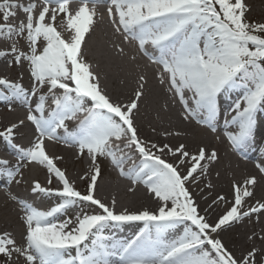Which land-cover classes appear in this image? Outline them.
I'll use <instances>...</instances> for the list:
<instances>
[{"label":"snow or ice","instance_id":"snow-or-ice-1","mask_svg":"<svg viewBox=\"0 0 264 264\" xmlns=\"http://www.w3.org/2000/svg\"><path fill=\"white\" fill-rule=\"evenodd\" d=\"M71 3L0 0V40L7 44L0 50V58H10L9 67L27 62L32 81L26 88L21 82L0 77V101H8L9 110L12 102L27 109L25 119L0 132L18 157L15 166L0 159V177L9 184L19 183L16 177L21 168L36 164L46 168L49 185L52 177L62 185L52 188L33 182V194L58 200L47 210L11 196L23 213L24 232L21 242L8 231L0 233V264H264V248L252 247L238 259L214 235L226 225L253 215L259 219L264 213V200L245 207L247 198L254 196L257 178L234 182L231 202L223 195L213 200V204L225 202L230 207L210 224L200 215L186 184L207 174V162L218 159L216 150L200 147L192 154L184 144L172 148L141 139L134 112L145 95L146 78L139 77L129 102L113 101L100 87L82 50L96 23L95 5L107 3L114 31L125 43L135 41L138 50L160 66L159 82L167 84V91L178 99L185 121L193 119L215 133L220 98L237 93L224 123L233 129L225 132L227 140L240 152L255 139L256 115L264 108V21L247 19L250 6L245 0H79L75 9ZM18 11L25 18L9 23ZM25 120L37 133L27 148L13 143L14 130ZM67 121H78L76 128L70 131ZM61 129L63 138L58 135ZM62 139L77 147L78 155L90 157L94 167L86 193L76 190L57 166L62 157L50 156L45 149L46 140ZM125 149L140 157L127 173L123 164L131 157ZM165 150L172 156L179 154V164H190L186 174L178 170L179 164L162 158ZM98 157L109 158L133 184L143 183L158 201L157 209L118 213L114 200L109 207L97 199ZM256 167L264 174V164ZM83 203L99 211L59 221L61 215ZM131 222H143L144 228L127 241L113 243L109 239L106 230L112 225ZM172 229L176 230L174 238H166L165 233ZM257 238L264 242V236Z\"/></svg>","mask_w":264,"mask_h":264},{"label":"bare ground","instance_id":"bare-ground-1","mask_svg":"<svg viewBox=\"0 0 264 264\" xmlns=\"http://www.w3.org/2000/svg\"><path fill=\"white\" fill-rule=\"evenodd\" d=\"M258 1L259 0H250V5H253L254 7L253 12H255L256 10L255 5ZM35 2L38 3L37 0H35ZM15 18L16 21H18L20 18H22V15L17 14ZM116 35H119V33H116ZM90 43L92 44L91 50L93 49V52L91 51V53L85 56V61L91 65L93 71L95 68L94 61H99L101 66L98 71L109 77L111 87L112 85L118 86L120 82H122L123 86L119 89V91L115 92L118 100L112 99L113 101H119L121 103L129 102V100L133 97L134 90L137 88L135 87V85H138L140 76L138 75V72L135 73L132 71L133 65L129 63V61H124L123 58L121 59V55H132V53L136 52L133 49L132 44L130 42L129 44L122 42L120 48H123L124 51L120 52L119 49H116V51H109L107 49L108 43L104 41V39H102L99 35H96L93 39H91ZM6 47L7 46L0 45V50L5 49ZM140 65L143 66L145 70L150 72V76L154 78L153 75L154 72L157 73L156 70L149 66L144 67L145 65L143 62H141ZM22 74L24 76V74L26 73L23 72ZM0 77L5 76L0 74ZM151 77L149 81L146 80L145 86L149 84L154 92L159 91L158 93H160V90L162 89H160L158 85L153 84L154 79ZM157 77L159 78V76ZM21 83H23L26 88L31 87L26 82ZM236 95H232L231 98L226 100L225 102L224 99L226 98L224 97V95L221 97L220 100L223 101L220 102V115L216 121L217 129H220L219 125H222L224 123L226 111L230 108L233 100L236 98ZM144 100H146L145 95L139 102V110L134 112V124L141 139L150 143H157L160 146L168 144L172 148H175L180 144H184L186 146V150L192 154L198 152L200 147H204L209 152L212 149L216 150L218 159L215 162H207V174L204 176H199V179L195 183L190 180L186 184V187L191 193L196 205H198V211L200 215L205 216L210 224H215L219 217L223 215L230 207V203L219 202L213 204V200H215L218 196L223 195L226 201L231 202L233 197L232 184L234 182H239L242 184L245 178L255 176L258 182L253 188L254 196L251 198H247L245 207L254 205L258 200H264V174H261L256 167L257 163L264 164V110L261 114L260 119H258L257 121V131L255 134L258 139L253 150L254 153H256L255 155L257 156H253L250 161L242 162L232 153V150L230 148L231 145L227 140V137L225 136L226 131L233 130L231 127L224 129L223 135L220 136L214 134V132H212L210 129L207 130L205 128L206 126L195 123L194 120L189 119L185 121L182 117V106L179 104L177 98H175L172 110L168 114H164L161 116L159 115L160 117H158L152 112L143 113L144 109L142 110V108L144 105ZM34 103L35 98H33V104ZM18 116L20 115H12L8 119H4L7 126L3 123V128H0V132L4 131L7 127L10 126L8 125L9 122L11 124L18 123V121L21 120V118L18 119ZM71 122L72 121H67L66 123L68 124V127L70 126L69 130L72 131L75 129V125H71ZM28 123L29 122L25 120L24 125H21L14 130L15 135L13 142L24 148L30 147L29 142L32 141L33 143L37 135L34 126L30 125L31 123H29L28 125ZM27 125L29 127H27ZM30 126H32L33 129ZM24 128L26 130H31L26 132L23 130ZM61 131L62 130H59L58 135L63 138L64 135L62 134H64V132ZM176 132H179L181 134L177 136L175 135ZM166 133H172V135H166ZM217 137H219V139H217ZM61 141H63V139ZM3 148L4 149L0 150V159H6L9 162L13 160L15 161V158H13L12 155H16L17 153L12 151L13 149L7 141L6 145H4ZM45 149L49 155L51 154L50 156L62 157V159L57 160L56 163L58 164V166L63 167L62 169L65 171H69L74 167V164H77V161L82 160L81 156L75 155V150L59 148L57 146H54L53 143H51L49 140L45 141ZM124 151L128 153L129 149H125ZM258 154L260 155L258 156ZM10 156L13 160L9 159ZM130 157V159L125 160L123 165L126 172H128V170L131 169L133 165L138 163L140 160L137 153L131 152ZM162 158L166 159L170 163H173L174 165H178L180 160L179 154H177L176 156H172L170 154H167V150H165V154L162 156ZM78 165L80 168L81 166H83L81 165V163H78ZM188 167H190V164L188 162L179 164L178 170L181 171L182 174H186ZM86 171L89 175L91 170L89 167H86ZM107 172V175H103L97 182L98 186H96V193H94L97 199H99V197H97L96 194L98 195L100 194V192H105L111 187V185H109V183L107 184L105 181V179L107 178L118 180V182L120 183L119 188L122 190H126V187H128V184H130L128 183L129 177L122 178V176L116 174L117 171ZM87 174L83 171H73V175H70V179L74 180L75 178H78L84 181L88 177ZM195 175L199 174L197 173ZM39 177L40 170L36 166H33L31 176L25 180V183H23L21 186L22 190L18 191V193H15V196L20 199L29 201V203L33 204L39 209L47 210L51 206V201L49 200L50 198L54 203H57L58 200L54 197H45L43 195H40V197L37 198L35 197L37 194H33L31 192L32 182L33 180L39 181V179H37ZM82 177L85 178L82 179ZM53 178L54 177H52L51 179L53 180ZM22 180L23 179L20 178L21 182ZM0 185L2 186V184ZM208 185H211V187H209ZM46 187L58 188L53 184H47ZM8 199V194H5L0 187V233L8 231L16 238L18 242H21V236L24 231L11 230L13 223L10 221L14 219L8 218L7 221H4L5 215H3V209L8 206ZM100 200L101 202L109 205V207L112 206L113 200L111 198L107 200L101 198ZM121 202L125 204L121 209L116 208L117 205L115 202V211L118 213L125 209H127L129 212H138L144 209L155 211L158 207V201L154 198V195L148 191L147 187H145L144 189H133L132 194L127 195L126 198H122ZM87 208H89L87 212H89L90 214L99 211V209L94 205H89ZM69 215H71V217L75 216V214L72 215V212H70ZM4 222L10 227H8ZM115 227L118 232L117 236H127L128 238L132 237L129 235L132 232L131 230H133L135 232V235H137L140 230L144 228V224L143 222H131L122 225H115ZM175 232L176 230L172 229L169 231V233H165V237L168 239L174 238ZM214 235L216 236V238H219L222 241L228 251H230L236 258L239 259L242 254H246L249 250H251L252 247L264 248V242L257 238L258 236H264V213L259 215V219H257L256 215H253L251 218H244L239 222H233L230 225H226L222 228V230L218 231V234Z\"/></svg>","mask_w":264,"mask_h":264},{"label":"rangeland","instance_id":"rangeland-1","mask_svg":"<svg viewBox=\"0 0 264 264\" xmlns=\"http://www.w3.org/2000/svg\"><path fill=\"white\" fill-rule=\"evenodd\" d=\"M21 2L23 3H28V2H32V0H21ZM245 2L250 6V11L247 12V19L251 22V21H264V0H259L257 2V4L255 5V12H253V5H250V0H245ZM97 15H96V23L94 28L91 30L90 35H86V39H85V43L82 45V50H83V54H84V59L85 56L88 55L89 53H91V51L93 52V49L91 50L92 44L90 43V40L93 39L96 35L101 36L102 39H104V41H106L108 43V47L107 49L109 51H116V49H120L122 42L125 43L123 41L122 35L119 37V35H116V32L113 31V27L111 25V23L108 20V17L106 16L107 13L104 11V13L102 14V12L98 13V11H96ZM18 14L22 15V18H20L18 21L24 19V14L22 12L18 11ZM16 21V18L13 19V22L16 23L18 22ZM58 30H61L58 28ZM118 34V33H117ZM65 37L67 38V34H65ZM129 44V42L127 43ZM0 45L2 46H7L6 42L0 40ZM21 47H24L23 41H21L20 44ZM133 49L136 51L134 53L131 54H126V55H121V59L123 58L124 61H129V63H131L133 66V72L137 73L138 75L141 76L143 75L146 80H150V72H148L147 70H145L143 68V66L140 65L141 62L144 63V67L149 66L151 68H153L154 70H156L157 73L154 72V82L153 84H156L160 87V93H158L159 91L154 92V90L151 88V86L146 85L144 92H145V98L146 100H144V105H143V113L147 112L150 113L152 112L154 115L160 117L161 115L164 114H168L170 113V111L172 110V106L173 103L175 101V97L172 93L167 91V84H161L159 82V78L157 76H159V72H160V66L152 63L147 56H145L143 53H141L138 49H136L135 46H133ZM26 50V49H25ZM118 55V54H117ZM133 57H135V59H133ZM127 58V59H125ZM10 59V58H7ZM7 59L5 58H0V74H2L3 76H5L6 78L16 81V82H26L28 83V85L31 86V78H30V73L27 67V62H24L22 65L17 66L13 63V65L11 67L8 66L7 63ZM141 61V62H140ZM94 73H96L99 77V81H100V87L104 90V92H106L111 99H116L118 100V98L116 97V93L117 91H119V89L123 86L122 82H120V84L118 86H113L111 87L110 84V80L109 77H107V75L101 73L99 70L101 64L99 63V61H94ZM135 67V70H134ZM97 71V72H96ZM24 72L26 74H24L23 79L20 80V76L21 74ZM147 81V82H148ZM138 85H135V87H137ZM17 106V105H16ZM12 110H9V108L3 104H0V128H3V123L7 126V124L5 123L6 121H4V119H8L10 116H14V115H20L18 116V119H25L26 117V113H27V109L26 107H24L21 103L19 106H17ZM142 113V114H143ZM162 113V114H161ZM160 115V116H159ZM192 120V119H190ZM195 121V120H194ZM30 123V122H29ZM28 123V125H29ZM196 123V121H195ZM8 125H11V123L9 122ZM27 125V127H29ZM31 125V124H30ZM26 127V128H27ZM32 129L33 127L30 126ZM24 131H29L31 129L26 130L25 128L23 129ZM210 132V131H209ZM214 134H219L218 132L214 133ZM51 143H53L54 146H57L59 148H64V149H73L75 150V155L76 156H80L78 155V149L75 146H68L67 144L63 143V141H50ZM0 144L4 146V144L6 145V141L0 137ZM32 141L29 142V146H31ZM133 152V150L129 149L128 151V155ZM51 155V154H50ZM13 158H15L16 162H17V154L16 155H12ZM82 160L77 161V164H74V167L71 168L69 171H65L63 170L61 166H57L62 170L65 171L67 178L69 179L70 183H72L73 187L76 188V190L80 191L81 193H86V189H87V185L90 182V176L93 172V165L91 163L90 157L85 153V155L81 156ZM98 164L100 166L101 169V174L99 176V178H101L103 175L105 176L107 172V167L105 169L103 163L105 164V157H98ZM78 163H81V168L79 167ZM33 166H36L39 170H40V177L37 178L39 179V182L41 185H47L48 184V180H49V174L47 173L46 168H44L43 166H39L36 164H28L26 167H22L20 174L17 177H20L22 180V182L20 181L19 183H14L11 184V188L7 187V189H11L8 194V206L3 209V215H5L4 221H7L8 218L14 219L10 222L13 223V226L11 227L12 231H16V230H20V231H24V226L20 220V217L23 215V213H21V209L20 206L18 204L17 201H14L11 199L12 195H15V193H18V191L22 190L21 186L23 183H25V180L27 178H29L32 174V168ZM86 167L90 168V173L89 175L87 174L86 171ZM73 171H78V172H85L87 174V178L82 181L81 179L75 178L74 180L70 179V175H73ZM107 175V174H106ZM99 178L97 180V182L99 181ZM106 183L109 185H111V187L109 188V190H106L105 192H100V194H96L97 197H99V199H104L107 200L109 198H111L112 200H114L116 202V208H122L125 204H123L122 198H126L127 195L132 194L133 189H144L146 186L143 183H137V184H133L132 180L128 179V187H126V190H122L119 188V182L118 180H115L113 178H107L105 179ZM34 182V180H33ZM32 182V185H33ZM53 185H56V187L60 188L62 187V185L60 184V182L54 177L52 180ZM98 186V185H97ZM96 193V192H95ZM121 194V195H120ZM95 195V194H94ZM51 201V200H50ZM87 205L84 203L82 204V206L80 207V212H83L86 209ZM71 217L70 215L65 216V217H59V221H62L64 219H67ZM58 221V222H59ZM5 223V222H4ZM1 224V222H0ZM6 224V223H5ZM8 227H10L8 224H6Z\"/></svg>","mask_w":264,"mask_h":264}]
</instances>
